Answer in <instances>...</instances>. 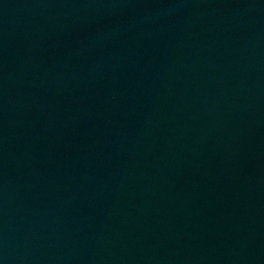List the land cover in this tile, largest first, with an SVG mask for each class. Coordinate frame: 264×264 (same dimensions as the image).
<instances>
[{
	"label": "water",
	"instance_id": "1",
	"mask_svg": "<svg viewBox=\"0 0 264 264\" xmlns=\"http://www.w3.org/2000/svg\"><path fill=\"white\" fill-rule=\"evenodd\" d=\"M0 264H264V0H0Z\"/></svg>",
	"mask_w": 264,
	"mask_h": 264
}]
</instances>
